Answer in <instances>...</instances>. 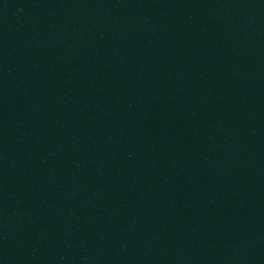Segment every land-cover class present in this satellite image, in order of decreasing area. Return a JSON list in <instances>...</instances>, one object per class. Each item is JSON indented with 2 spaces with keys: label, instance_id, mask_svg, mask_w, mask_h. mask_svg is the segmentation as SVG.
<instances>
[{
  "label": "water",
  "instance_id": "water-1",
  "mask_svg": "<svg viewBox=\"0 0 264 264\" xmlns=\"http://www.w3.org/2000/svg\"><path fill=\"white\" fill-rule=\"evenodd\" d=\"M264 148V0H204Z\"/></svg>",
  "mask_w": 264,
  "mask_h": 264
}]
</instances>
